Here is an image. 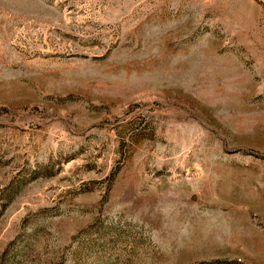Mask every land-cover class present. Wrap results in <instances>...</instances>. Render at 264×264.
<instances>
[{"label": "rangeland", "instance_id": "374dc122", "mask_svg": "<svg viewBox=\"0 0 264 264\" xmlns=\"http://www.w3.org/2000/svg\"><path fill=\"white\" fill-rule=\"evenodd\" d=\"M0 264H264V0H0Z\"/></svg>", "mask_w": 264, "mask_h": 264}]
</instances>
